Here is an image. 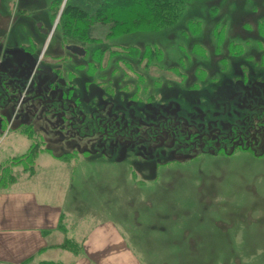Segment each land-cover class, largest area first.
I'll return each mask as SVG.
<instances>
[{
	"label": "rangeland",
	"instance_id": "374dc122",
	"mask_svg": "<svg viewBox=\"0 0 264 264\" xmlns=\"http://www.w3.org/2000/svg\"><path fill=\"white\" fill-rule=\"evenodd\" d=\"M103 1L0 0V50L12 53L3 60L12 62L14 92L22 84L31 88L50 80L46 71L33 79L26 72L56 67L54 55L64 54V43L82 41L78 32L84 30L90 49L109 46L100 56L107 76H97L96 66L90 69L88 76L99 81L92 83L93 93L125 107L127 118L151 121L157 112L209 128L211 120L225 129L236 121L232 114L242 99L254 93L252 83L264 80V0H184L174 23L110 37V25H89L80 14H95ZM23 42L35 53L34 62L14 53L25 50ZM147 48L159 57L147 55ZM118 58L123 61L114 63ZM72 63L67 60L66 67ZM85 74L69 78L81 93ZM13 120L0 132V173L7 169L14 179L0 191L32 183L49 186L53 196L65 192L67 236L76 231L69 238L77 246L71 251L82 246L83 252H119L125 264L135 258L140 264H264L263 122L251 142H244L247 150L217 156L197 151L184 159L170 140L84 154L72 147L75 142L99 147L62 140L48 117L30 128L16 122L10 127ZM28 154L29 162L20 160Z\"/></svg>",
	"mask_w": 264,
	"mask_h": 264
},
{
	"label": "flooded vegetation",
	"instance_id": "af4514ba",
	"mask_svg": "<svg viewBox=\"0 0 264 264\" xmlns=\"http://www.w3.org/2000/svg\"><path fill=\"white\" fill-rule=\"evenodd\" d=\"M89 38L91 37L89 36ZM90 41L64 43L62 47L64 54H56L52 58L58 61L51 62V64L57 65L56 67L52 69L35 68L34 71L26 72L27 76L33 79L35 75H40L46 71L50 80H39L36 86H30L31 88L29 86L21 88L23 84L18 81V84L22 85L17 88L16 92L13 91L14 83L11 82L10 67L12 62L7 59L3 60L12 53L0 50L1 133L5 131L4 126H7L13 118L10 127L16 122L30 128L33 126L32 123L43 122L48 117L52 121L53 132L62 140L67 138L88 140L89 143L99 147L94 148L92 145L82 147L80 143L75 142L72 147L81 150L84 154L94 152L93 149L99 152V150L107 148L108 145H122L124 149H127V147L138 144L153 145L158 142L165 144L170 140V145L175 146L173 151L177 157L190 159L195 156L194 153L197 151L201 155L217 156L230 149V152H234L238 147L247 150V145L244 142H251L255 137L254 132L258 130L262 122L261 126L264 127V93L259 91L264 88V80L252 83L254 93L251 98L249 96L248 101L247 98L246 100L242 99L232 114L234 118L236 117V121L227 124L225 129L218 128L213 124L214 122H210L211 120L206 121L210 123H206L211 126L209 128L204 125V122L190 119V123H185V121L176 119L172 115H156L157 112L154 113L151 121L134 115H130L129 119L125 114V107L115 104L114 100H106L107 95L93 93L92 83H99V81L88 76L90 69L96 66L97 76L102 78L107 76L104 74V71L107 70L106 66L101 65L102 57L100 56L109 50V46L101 49L102 46L95 45L94 49H90L91 47L88 45ZM20 46L25 50H18L14 53L34 62L35 53L28 51V43L23 42ZM47 47L48 44L41 52V60L46 57ZM106 59L109 61L108 57ZM121 59L118 58L114 63H118ZM67 60L74 62L71 68L66 67ZM107 68L109 69V66ZM83 71L89 78L83 85L84 97L77 89L78 85L69 81L70 77L81 75ZM114 71V68L111 69V72ZM46 86L48 87L46 88ZM98 100L103 101V103L98 104ZM258 105L261 107L259 111L256 110ZM151 110L154 111L155 109ZM11 115H13L12 118ZM240 115L241 119L243 117L244 120H238ZM40 131L47 134L49 130L41 125Z\"/></svg>",
	"mask_w": 264,
	"mask_h": 264
},
{
	"label": "crops",
	"instance_id": "0c3cea01",
	"mask_svg": "<svg viewBox=\"0 0 264 264\" xmlns=\"http://www.w3.org/2000/svg\"><path fill=\"white\" fill-rule=\"evenodd\" d=\"M42 185L30 183L0 191V264H20L31 257L36 261L33 264L44 261L125 264L119 252H83L82 246L78 254L71 250L58 252L69 249L56 245L55 241L61 236L65 240L72 238L76 231H69L71 235L67 236L70 218L65 192L53 196L54 190ZM61 256L66 258L65 263L59 258ZM135 260L134 264H140Z\"/></svg>",
	"mask_w": 264,
	"mask_h": 264
},
{
	"label": "trees",
	"instance_id": "16d2710c",
	"mask_svg": "<svg viewBox=\"0 0 264 264\" xmlns=\"http://www.w3.org/2000/svg\"><path fill=\"white\" fill-rule=\"evenodd\" d=\"M183 3L184 0H104L95 14L87 15L81 11L80 14H82V16L84 15V19H86L87 24L89 25H92L90 24L92 22L110 25V32L108 34L110 37L138 30L157 31L160 28L166 27L169 24L174 23L182 14L184 9ZM65 11L66 10L64 9L63 14H65ZM87 33V30L78 32L82 41L92 40ZM145 50L147 55L154 54L156 57H159L157 50H149L148 48ZM30 154L22 157L20 160L29 162ZM7 173V169L1 170L0 186H5L7 184V179H14ZM62 247L72 250L71 248L77 246L74 244L73 240L69 239L66 240V243H64ZM74 253L78 254L79 252ZM31 261H33L32 257L20 264H30L32 263ZM37 264L62 263L60 261H44Z\"/></svg>",
	"mask_w": 264,
	"mask_h": 264
},
{
	"label": "water",
	"instance_id": "95a60500",
	"mask_svg": "<svg viewBox=\"0 0 264 264\" xmlns=\"http://www.w3.org/2000/svg\"><path fill=\"white\" fill-rule=\"evenodd\" d=\"M56 24H57V22H56ZM73 48H75L74 46H72ZM83 53V52H82Z\"/></svg>",
	"mask_w": 264,
	"mask_h": 264
}]
</instances>
